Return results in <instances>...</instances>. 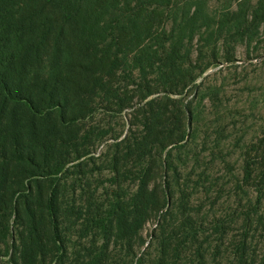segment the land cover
Segmentation results:
<instances>
[{"label": "trees", "instance_id": "16d2710c", "mask_svg": "<svg viewBox=\"0 0 264 264\" xmlns=\"http://www.w3.org/2000/svg\"><path fill=\"white\" fill-rule=\"evenodd\" d=\"M263 71L264 0H0V264H264Z\"/></svg>", "mask_w": 264, "mask_h": 264}, {"label": "rangeland", "instance_id": "374dc122", "mask_svg": "<svg viewBox=\"0 0 264 264\" xmlns=\"http://www.w3.org/2000/svg\"><path fill=\"white\" fill-rule=\"evenodd\" d=\"M247 60H248V59H247L246 51H245L244 49H241V50L238 52V60H237L236 64L238 63L239 65H244V66H246V65L249 64V62H248ZM256 62H257V61H255V63H256ZM226 67H228L227 64H226ZM220 68H221V67H220ZM252 68H253V67H251L250 69H252ZM216 71H217V70H216ZM213 72H214V71H211L210 73H213ZM263 72H264V71H263ZM154 228H155V225H154L153 223L147 226V228H146V230H145V235L148 236V238H149V235L153 232Z\"/></svg>", "mask_w": 264, "mask_h": 264}]
</instances>
